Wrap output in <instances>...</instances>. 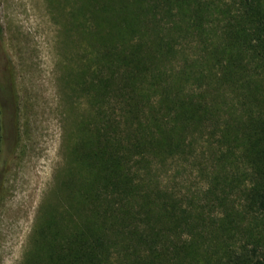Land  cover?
<instances>
[{"label":"rangeland","instance_id":"obj_1","mask_svg":"<svg viewBox=\"0 0 264 264\" xmlns=\"http://www.w3.org/2000/svg\"><path fill=\"white\" fill-rule=\"evenodd\" d=\"M252 5L245 0H0V264H69L82 255L81 242L92 246L96 233L93 238L87 230L95 232V214L80 204L87 175L83 149L103 113L111 118L120 114L118 88L125 85L120 76L107 79L104 98L97 94L96 60L103 47L111 49L113 26L121 33L133 13L140 21L134 37L174 36L175 69L201 68L205 78L198 80L215 95L211 74L228 57L224 51L233 49L225 46L228 26ZM217 50L224 55L216 60L212 52ZM243 66L237 79L223 80L225 89L218 88L220 98L213 100L221 110L214 111L201 133L194 132L188 155L152 171L189 211L204 210L217 221L240 212L242 195L238 187L227 189L219 203L207 194L218 167L207 153L218 148V136L211 133L219 131L212 126L235 127L241 114L236 82L264 77V63L247 51ZM106 235L97 237L107 242ZM230 239L221 237L214 252ZM91 255L100 264L117 261L112 248H94Z\"/></svg>","mask_w":264,"mask_h":264},{"label":"trees","instance_id":"obj_2","mask_svg":"<svg viewBox=\"0 0 264 264\" xmlns=\"http://www.w3.org/2000/svg\"><path fill=\"white\" fill-rule=\"evenodd\" d=\"M246 1L253 5L228 26L231 34H226L225 46L233 49L224 51L228 57L220 59L219 72L211 74L215 95L199 81L205 78L201 68L175 69L174 36L134 37L140 21L133 13L123 22L121 33L117 24L113 26L111 49L103 47L96 60L97 94L104 98L107 79L120 76L125 84L118 88L120 114L111 118L109 112L103 113L83 149L87 175L80 204L95 214V232L87 233L96 235L91 247L81 242L82 255L71 262L100 264L92 250L112 248L116 264H264V77L236 82L241 111L237 125L214 124L219 134L214 130L211 135L218 136V148L207 152L215 161L213 167L218 166L207 194L221 203L227 189L238 187L239 213L223 214L217 221L216 215L204 210L189 211L152 173L157 165L188 155L194 132L201 133L214 111L221 110L214 100L220 98L218 88L225 89L223 80L237 79L244 69L246 51L252 60L264 63V5L261 0ZM222 54L212 52L216 60ZM190 78L194 83L183 85ZM227 173L232 176L226 178ZM106 234L107 242L97 237ZM225 236L233 242L214 252L218 247L213 244Z\"/></svg>","mask_w":264,"mask_h":264}]
</instances>
